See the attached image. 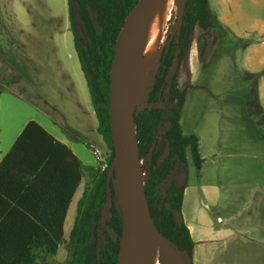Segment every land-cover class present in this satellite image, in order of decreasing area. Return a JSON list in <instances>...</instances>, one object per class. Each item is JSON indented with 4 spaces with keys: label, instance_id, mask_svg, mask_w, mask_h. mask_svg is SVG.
<instances>
[{
    "label": "trees",
    "instance_id": "1",
    "mask_svg": "<svg viewBox=\"0 0 264 264\" xmlns=\"http://www.w3.org/2000/svg\"><path fill=\"white\" fill-rule=\"evenodd\" d=\"M140 0H67L70 31L96 114L97 131L111 166L114 156L109 120V73L118 35ZM199 27L202 43L223 33L208 0H187L179 30L164 46L144 107L134 110L144 194L150 219L161 237L191 258L193 241L178 224L186 189L188 153L197 168L202 159L198 138L184 134L180 115L185 90L179 89V63L191 33ZM175 57L178 64L174 65ZM83 167L64 144L39 123L29 121L0 161V264H48L64 243L63 224L80 185ZM91 186L79 202L76 222L66 242V264H116L122 234L121 211L107 172L86 167ZM184 174L182 184L178 177Z\"/></svg>",
    "mask_w": 264,
    "mask_h": 264
},
{
    "label": "rangeland",
    "instance_id": "2",
    "mask_svg": "<svg viewBox=\"0 0 264 264\" xmlns=\"http://www.w3.org/2000/svg\"><path fill=\"white\" fill-rule=\"evenodd\" d=\"M211 6L210 11L216 13L213 3ZM233 18L238 30L225 29L224 32L222 29L223 33H217L200 47L202 31L197 26L191 33L186 57L197 52L202 63L195 79L187 77L182 84L178 82L179 89L189 90L185 93L180 125L184 134L199 138V154L204 160L201 158L202 163L197 168L188 153L181 214L183 222L188 224L190 212L199 207L203 199L202 187L214 185L216 189H208L209 197L205 199L210 206L211 201L215 203L213 211L208 213L212 223L221 227L233 224L228 218L235 215L240 228L253 230L263 237L264 112L262 106L257 105V88L264 78V67L253 70L264 53L248 49L249 43L257 39V31L249 29L246 35L244 27L256 26L262 30L264 39V0H238ZM175 20L168 23L167 42L174 33ZM0 21V43L5 51L1 62L8 70L15 69L20 77L14 78V82L12 79L0 81L1 160L3 151L9 150V141L26 121L49 127L52 120H56L45 110L47 93L51 94L54 88L50 78L53 80L59 73L77 72L86 90L87 87L70 31L67 0H0ZM158 66L159 61L139 91L134 110L144 107ZM184 74L189 75V70ZM13 88L20 98L10 93ZM96 145L107 157L105 145ZM80 148L82 159L92 165L93 157L88 148L81 145ZM89 186L88 179L85 190ZM79 194L80 191V200L76 202V196L72 208L79 207L83 197ZM216 217L220 218L219 222ZM75 222L76 219L70 217L65 228L72 230ZM162 247L153 258V264H174L169 245ZM68 258L64 246L48 259H53L51 264H66Z\"/></svg>",
    "mask_w": 264,
    "mask_h": 264
},
{
    "label": "crops",
    "instance_id": "3",
    "mask_svg": "<svg viewBox=\"0 0 264 264\" xmlns=\"http://www.w3.org/2000/svg\"><path fill=\"white\" fill-rule=\"evenodd\" d=\"M212 3L216 8V13L212 14L219 21L221 28L224 29V32L226 31L225 29L233 31L238 30V28L235 27L237 22L233 18V12L238 7V0H208L210 10ZM1 25L2 22L0 21V26ZM255 27L256 26L244 27L246 29L244 34L246 35L250 33L251 30L249 29L254 28L252 31H257V39L252 43H249L248 49L264 53L262 30ZM2 45L3 44L0 43V81L4 82L5 79H12L14 82L17 78L20 79V77L17 72H15V69L8 70L7 66L2 64L1 57L4 56L5 52ZM200 56L201 55H198L197 52H193L191 56H188L184 59V61H181L177 75V80L180 84H182L187 77L188 79L196 78L197 69L202 63V57ZM263 67L264 58L258 62V66L253 71L260 70ZM187 70H189V75L184 74ZM50 81L54 88L52 89L53 92H51V94L47 93L48 99H45V110L57 121L52 120V125L49 127L44 125L41 126L55 140L67 146L84 168L80 185L77 187L66 212L63 224V237L65 241L60 245L58 248L59 250L64 246L66 247V242L71 232V230H67L65 228L67 220H69L70 217L74 219H77L78 217L79 207L72 208V205L76 196V202L80 200L78 196L79 191V195L84 194V186L86 181L89 179L85 168H97V162L89 149V145L97 147V143L104 145V142L97 131L98 122L96 114L91 102L89 91V96L87 95V83L86 90L82 76H80L77 72L64 74L59 73L53 76V80L50 78ZM8 91L11 90L9 89ZM10 93L17 95L19 98L21 97L20 94H17L14 91V88ZM257 94V105L262 106V111L264 112V78H262L258 84ZM27 122L28 121H26V123ZM23 127L24 126H22L9 141V149L17 136L20 134ZM80 145L88 148L90 151L93 157L92 165H89L90 163L87 164V160L82 159V149L80 148ZM198 149L200 150L199 138ZM7 150L5 149L3 152L6 154L8 152ZM201 158L203 159L204 157L201 155ZM208 189L213 190L216 189V187L214 185L202 187L203 199H200L199 207L197 205V207L190 212L189 223H184L188 228L190 237L193 241V248L191 251L192 264H264V236L262 237L260 233L253 230L240 228L235 215H230L228 218V220L233 221V224H227L221 227L220 225L212 223V219L209 214L213 211L211 208L215 207V203L214 201H211L212 206L206 203L205 199L209 197V194L207 193ZM216 218L217 222H219L220 218ZM52 261L53 259L47 260L49 264H51Z\"/></svg>",
    "mask_w": 264,
    "mask_h": 264
},
{
    "label": "water",
    "instance_id": "4",
    "mask_svg": "<svg viewBox=\"0 0 264 264\" xmlns=\"http://www.w3.org/2000/svg\"><path fill=\"white\" fill-rule=\"evenodd\" d=\"M155 1L156 0H140L131 10L130 14L127 16L116 41L114 56L109 73V120L114 156L112 159L111 166H109V170L107 171L106 175V206H110L112 204L109 182L112 179L114 187V178L116 175L115 163L120 157L124 147L126 148L127 153L129 155V159L132 162L131 174L128 180L123 201L119 199L116 189L114 187L122 218V234L119 241V252L116 264H126L127 262L134 237L138 206L141 200L144 201L145 211L148 218L150 219L147 201L144 194V174L141 170V160L139 156L138 142L136 139V130L134 125V110L130 105V99L124 85L123 72L126 52L130 45L134 30L136 29L142 17L150 9V7L154 4ZM185 4L182 8L178 10L173 32H175V30H179L180 28L185 10ZM177 64L178 60L177 57H175L174 65ZM184 178V174H180L178 177V183L182 184ZM174 219L178 224L182 223V214L180 212H174ZM158 235L160 236L159 233ZM160 238L161 245L159 250L163 249L162 246L164 244L169 245L171 250L170 255L174 264H192L191 258L188 255L176 251V249L168 241H166L161 236Z\"/></svg>",
    "mask_w": 264,
    "mask_h": 264
},
{
    "label": "bare ground",
    "instance_id": "5",
    "mask_svg": "<svg viewBox=\"0 0 264 264\" xmlns=\"http://www.w3.org/2000/svg\"><path fill=\"white\" fill-rule=\"evenodd\" d=\"M186 0H156L145 13L134 30L126 52L124 65V85L130 105L134 110L137 95L148 74L157 65L166 44L169 21L177 17L178 10ZM150 75V74H149ZM149 77V76H148ZM132 162L126 148L115 163L114 187L121 201L124 200ZM144 221V225H142ZM161 238L148 218L144 201L141 200L136 215V226L131 249L126 264H153ZM155 259V258H154Z\"/></svg>",
    "mask_w": 264,
    "mask_h": 264
},
{
    "label": "built area",
    "instance_id": "6",
    "mask_svg": "<svg viewBox=\"0 0 264 264\" xmlns=\"http://www.w3.org/2000/svg\"><path fill=\"white\" fill-rule=\"evenodd\" d=\"M89 149L92 152L96 162L97 168L100 172H107L109 170L108 159L103 155L99 148L94 145H89Z\"/></svg>",
    "mask_w": 264,
    "mask_h": 264
},
{
    "label": "flooded vegetation",
    "instance_id": "7",
    "mask_svg": "<svg viewBox=\"0 0 264 264\" xmlns=\"http://www.w3.org/2000/svg\"><path fill=\"white\" fill-rule=\"evenodd\" d=\"M171 38V37H170ZM181 62V61H180ZM180 64V63H179Z\"/></svg>",
    "mask_w": 264,
    "mask_h": 264
}]
</instances>
